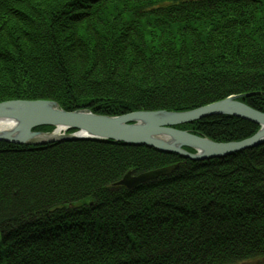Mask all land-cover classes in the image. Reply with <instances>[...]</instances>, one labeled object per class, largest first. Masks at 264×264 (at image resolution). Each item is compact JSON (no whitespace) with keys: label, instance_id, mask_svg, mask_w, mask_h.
<instances>
[{"label":"trees","instance_id":"1","mask_svg":"<svg viewBox=\"0 0 264 264\" xmlns=\"http://www.w3.org/2000/svg\"><path fill=\"white\" fill-rule=\"evenodd\" d=\"M231 95L264 112V0H0V102L122 115ZM176 127L229 142L260 125ZM0 264H264V143L194 160L111 139L0 140Z\"/></svg>","mask_w":264,"mask_h":264},{"label":"water","instance_id":"2","mask_svg":"<svg viewBox=\"0 0 264 264\" xmlns=\"http://www.w3.org/2000/svg\"><path fill=\"white\" fill-rule=\"evenodd\" d=\"M231 95L187 111L140 110L122 115H104L90 109L66 110L48 99H14L0 102V140L20 144H43L68 139H111L131 145L148 146L199 160L220 157L264 143V112ZM215 114L238 116L260 125L252 136L239 141L217 142L177 125ZM53 125L76 129L72 134H58L35 128ZM58 132V130H57ZM185 147L194 149V152ZM169 165L137 175L127 172L118 184L134 187L146 180L171 172Z\"/></svg>","mask_w":264,"mask_h":264},{"label":"rangeland","instance_id":"3","mask_svg":"<svg viewBox=\"0 0 264 264\" xmlns=\"http://www.w3.org/2000/svg\"><path fill=\"white\" fill-rule=\"evenodd\" d=\"M105 115V114H104ZM69 130H71V129H69ZM69 130H67V131H63V130H58V132H57V128L55 127L52 131H46V132H56V133H58V134H63V133H67V134H72V133H74V132H76V129H75V131H73V132H70ZM185 130V129H184ZM42 131H45V130H42ZM190 132V131H189ZM59 141V140H58Z\"/></svg>","mask_w":264,"mask_h":264},{"label":"bare ground","instance_id":"4","mask_svg":"<svg viewBox=\"0 0 264 264\" xmlns=\"http://www.w3.org/2000/svg\"><path fill=\"white\" fill-rule=\"evenodd\" d=\"M59 129H61V128H59Z\"/></svg>","mask_w":264,"mask_h":264}]
</instances>
